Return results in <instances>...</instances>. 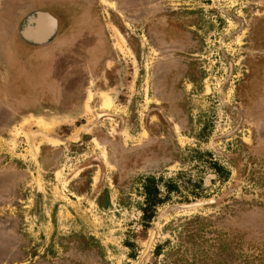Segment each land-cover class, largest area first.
Listing matches in <instances>:
<instances>
[{"label":"rangeland","instance_id":"374dc122","mask_svg":"<svg viewBox=\"0 0 264 264\" xmlns=\"http://www.w3.org/2000/svg\"><path fill=\"white\" fill-rule=\"evenodd\" d=\"M81 2L21 60L0 2V264H264V0Z\"/></svg>","mask_w":264,"mask_h":264},{"label":"flooded vegetation","instance_id":"af4514ba","mask_svg":"<svg viewBox=\"0 0 264 264\" xmlns=\"http://www.w3.org/2000/svg\"><path fill=\"white\" fill-rule=\"evenodd\" d=\"M38 1H43L42 5L30 8L31 10L22 16L17 13V9L13 11L15 27L18 30L15 38L17 57H20V60L30 56V51H48L56 44L68 46L69 42L81 37L90 39L89 48L94 56L102 53L106 43L97 34L91 36L89 31L91 26H84L88 25L85 19L80 22V11L70 4L72 2L76 7L82 6V0H33L32 5ZM18 6H21L20 3ZM18 15L20 18L17 24ZM18 44L23 48H19Z\"/></svg>","mask_w":264,"mask_h":264},{"label":"crops","instance_id":"0c3cea01","mask_svg":"<svg viewBox=\"0 0 264 264\" xmlns=\"http://www.w3.org/2000/svg\"><path fill=\"white\" fill-rule=\"evenodd\" d=\"M1 1L3 2V4H4L3 7L5 8L8 15H12L10 17H13L15 15L13 11H16L17 4L20 3V5H21L24 2V0H0V2ZM29 1H31V3H32L33 0H29ZM8 10H9V12H8ZM4 16H6L5 11H4ZM6 37H7V35L5 33H3V34L0 33V42L5 41V40H9L10 35L8 38H6ZM12 37L13 38H11V39L15 40L16 33L13 34ZM38 51H41V50H38ZM4 52H5V56H7V58H11V57L13 58L14 57V58H16L15 60H17V47H15L14 44H12L11 46L10 45L6 46V49L4 50Z\"/></svg>","mask_w":264,"mask_h":264},{"label":"trees","instance_id":"16d2710c","mask_svg":"<svg viewBox=\"0 0 264 264\" xmlns=\"http://www.w3.org/2000/svg\"><path fill=\"white\" fill-rule=\"evenodd\" d=\"M154 193H157V188H154ZM151 190L149 191V196H152L154 194ZM151 203V202H150Z\"/></svg>","mask_w":264,"mask_h":264}]
</instances>
